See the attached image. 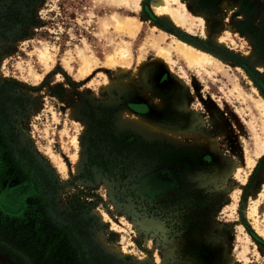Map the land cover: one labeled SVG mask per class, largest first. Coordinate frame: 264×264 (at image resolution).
<instances>
[{"label":"rangeland","instance_id":"obj_1","mask_svg":"<svg viewBox=\"0 0 264 264\" xmlns=\"http://www.w3.org/2000/svg\"><path fill=\"white\" fill-rule=\"evenodd\" d=\"M141 5L137 12L134 1L0 0V264H26L36 254L30 227L55 231L68 223L77 225L85 251L111 264H198L181 252L193 242H202L209 264H264V116L255 92L264 97V56L251 34L264 36V0L172 2L189 16L184 27L159 17L152 0ZM115 17L137 20L136 37L118 31ZM164 34L169 63L152 46ZM179 38L213 62L189 67L174 48ZM119 48L130 57L111 67L107 58ZM81 56L97 61L89 76L80 73ZM126 80L124 88L109 85ZM92 108L114 111L121 131L198 150L201 167L141 171L123 196L119 184L86 168ZM123 117L184 137L151 138ZM22 187L23 204L5 211L4 196ZM184 195L200 202L193 213L203 230L194 238L172 232L144 202ZM18 219L27 222L17 227Z\"/></svg>","mask_w":264,"mask_h":264},{"label":"trees","instance_id":"obj_2","mask_svg":"<svg viewBox=\"0 0 264 264\" xmlns=\"http://www.w3.org/2000/svg\"><path fill=\"white\" fill-rule=\"evenodd\" d=\"M256 46L264 56V36L252 31ZM114 111L109 108L91 109L86 115L91 121V134L88 138L86 168L96 167L110 179L127 180L138 171L172 169L177 174L188 173L201 167L199 151L178 148L161 141H148L128 131H121L115 125ZM184 195L175 200L153 203L150 210L166 218L172 232H186L192 238L203 230L202 221L194 216L200 202ZM33 214V212H30ZM27 219H18L15 226H21ZM77 225L68 223L62 228L49 231L30 227L28 242L35 247L36 254L26 264H111L107 258L94 257L84 250L78 238ZM199 243V245H198ZM193 242L181 251L185 257L198 264H209L211 258L203 252L202 242ZM202 244V245H201ZM206 246V245H205Z\"/></svg>","mask_w":264,"mask_h":264},{"label":"bare ground","instance_id":"obj_3","mask_svg":"<svg viewBox=\"0 0 264 264\" xmlns=\"http://www.w3.org/2000/svg\"><path fill=\"white\" fill-rule=\"evenodd\" d=\"M112 2H118L120 0H110ZM125 2V4H129L131 1H134L135 8L137 12H140L142 0H121ZM177 3V4H183V0H152V7L156 11L159 17L162 19L165 18L167 21H169L174 26H187L189 22V16L187 13L179 9L172 8L171 3ZM128 6V5H127ZM184 9V5H183ZM112 18V17H111ZM203 27L205 26L204 21L202 18H199ZM113 20V19H112ZM115 25L116 29L122 33L128 34L131 37H136L137 32L139 30V22L135 19L126 18L121 19L118 17H115ZM156 30V28L154 29ZM203 33L206 34L205 27L203 28ZM161 37L154 39L153 37V44L152 46L157 50L158 54L157 57L159 60H162L164 63L172 62L170 51H166L161 46V41H164L166 38V35H160ZM161 40V41H160ZM175 50L184 58V60L187 62L189 67L195 68L199 67L205 63H211L213 62V58L204 50L198 48L191 42H186L179 39H176L174 41ZM46 49V48H45ZM90 52V51H89ZM130 57V50L129 49H118L113 55H111L109 58H107V63L109 66H119L120 62H126L128 58ZM42 61L45 62V64L50 67L54 62H51L50 55L47 53H43ZM83 67L81 69L82 76H86L88 74H91V70L94 65H97L96 60H90L86 56H81ZM215 60V59H214ZM251 64L258 68V65L256 64L255 60L253 58L250 59ZM106 62V61H105ZM52 63V64H51ZM213 64V63H212ZM107 65V64H106ZM167 66V65H166ZM145 67V62L143 59L139 60V69H137V77L140 78L143 77V70ZM170 68V67H169ZM96 69V68H95ZM127 71V66L121 65L120 72ZM118 75V73H117ZM89 76V75H88ZM143 80V79H142ZM109 82V81H107ZM130 84V81H124V82H116V83H109V85H116L121 88H124ZM255 92H257L261 98V104L258 105V108L261 110L263 116H264V97L261 96L258 89H255ZM122 123L125 126H130L140 133L151 137V138H159V139H166L171 142H180L184 135L181 131L177 130L174 127L169 126H162L159 124L151 123L147 120L137 118V117H123ZM77 140V139H76ZM182 142V141H181ZM209 148H213V145L209 144ZM217 148V147H216ZM263 149V148H262ZM262 154V153H261ZM258 204V203H257ZM258 209L257 206L254 207L252 210L251 216L257 215ZM152 225V224H151Z\"/></svg>","mask_w":264,"mask_h":264},{"label":"flooded vegetation","instance_id":"obj_4","mask_svg":"<svg viewBox=\"0 0 264 264\" xmlns=\"http://www.w3.org/2000/svg\"><path fill=\"white\" fill-rule=\"evenodd\" d=\"M115 114V113H114ZM116 125V123H115ZM117 126V125H116ZM118 128V126H117ZM119 129V128H118ZM120 130V129H119ZM88 146V144H87ZM87 156V159H86V163H87V160H88V155L86 154ZM92 169H96L98 170L96 167H93ZM91 169V170H92ZM163 170V169H162ZM99 171V170H98ZM155 171V170H154ZM156 171H160V170H156ZM100 172V171H99ZM141 171H138L136 170L134 172V174L132 176H130V178H128L127 180H122L121 178L119 179H110L108 177H104L106 179H108L110 182H115L116 184H119V191L122 192V195L123 196H126V195H130L132 194L133 192L130 190L131 186L134 184V181L132 179L135 180V178H137L138 174H140ZM101 173V172H100ZM102 174V173H101ZM103 175V174H102ZM104 176V175H103ZM26 186H28L26 184ZM25 187H22V188H16V189H12L10 190L3 198V205H4V210L6 211L7 209L8 210H13L15 211L16 209H19V207L23 204L24 200H25V196H24V192H25ZM6 197V198H5ZM158 201H163V200H154V201H150V199H147L146 201V205L148 206H153V203L155 202H158ZM153 202V203H152ZM32 215V214H31ZM15 217V215H13ZM31 220H33L34 218H30ZM27 222V221H26Z\"/></svg>","mask_w":264,"mask_h":264}]
</instances>
